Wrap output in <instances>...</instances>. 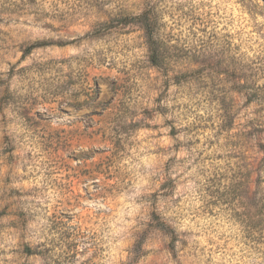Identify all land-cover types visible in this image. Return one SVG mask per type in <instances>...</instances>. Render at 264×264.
<instances>
[{"label":"rangeland","instance_id":"rangeland-1","mask_svg":"<svg viewBox=\"0 0 264 264\" xmlns=\"http://www.w3.org/2000/svg\"><path fill=\"white\" fill-rule=\"evenodd\" d=\"M263 170L264 0H0V264H264Z\"/></svg>","mask_w":264,"mask_h":264},{"label":"trees","instance_id":"trees-1","mask_svg":"<svg viewBox=\"0 0 264 264\" xmlns=\"http://www.w3.org/2000/svg\"><path fill=\"white\" fill-rule=\"evenodd\" d=\"M137 20L139 22L144 24V32L147 38V44H148V50L150 53V61L154 66H158L159 62V55H160V46L157 40L154 38V26L150 23V18L147 13L141 14L139 17H137ZM264 171V170H263ZM261 189L259 193V199L257 200L258 210L257 212L259 215L264 214V172L263 176L261 178ZM264 220V219H263ZM261 219L258 223H261ZM257 224V222H256ZM248 229V227H247ZM251 229V228H250ZM263 232H261L262 234Z\"/></svg>","mask_w":264,"mask_h":264}]
</instances>
